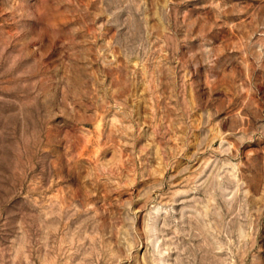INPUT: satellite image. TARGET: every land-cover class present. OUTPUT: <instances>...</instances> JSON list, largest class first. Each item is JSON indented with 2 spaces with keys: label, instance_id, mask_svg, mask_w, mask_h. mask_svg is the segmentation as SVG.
I'll return each mask as SVG.
<instances>
[{
  "label": "rangeland",
  "instance_id": "rangeland-1",
  "mask_svg": "<svg viewBox=\"0 0 264 264\" xmlns=\"http://www.w3.org/2000/svg\"><path fill=\"white\" fill-rule=\"evenodd\" d=\"M0 264H264V0H0Z\"/></svg>",
  "mask_w": 264,
  "mask_h": 264
}]
</instances>
